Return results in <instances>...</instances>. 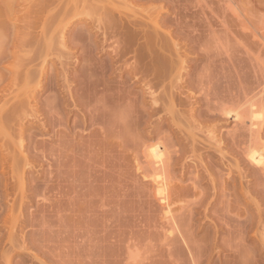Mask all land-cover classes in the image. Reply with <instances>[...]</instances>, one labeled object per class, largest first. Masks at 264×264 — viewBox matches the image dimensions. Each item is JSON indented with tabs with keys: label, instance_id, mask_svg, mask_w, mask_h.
Returning a JSON list of instances; mask_svg holds the SVG:
<instances>
[{
	"label": "bare ground",
	"instance_id": "bare-ground-1",
	"mask_svg": "<svg viewBox=\"0 0 264 264\" xmlns=\"http://www.w3.org/2000/svg\"><path fill=\"white\" fill-rule=\"evenodd\" d=\"M255 2L261 5L260 0ZM13 6L20 9L14 11ZM227 13L242 30L249 28L247 23L251 25L241 0H0V62L17 54L14 61L5 63L9 71H0V214L5 199V241L11 251L33 248L42 255L39 259L35 251L40 264H89L85 256L88 251L92 252L88 254L91 259L98 253L91 251V245L85 255L80 253L85 256L82 258L77 252L79 241L70 246L66 238L68 241L63 242L69 243L64 245L42 230L37 239L25 243V233L22 229L18 233L16 223L15 212H20L31 198L27 194L41 200L42 209H58L48 201L54 191L60 193L64 186L62 175L66 173L60 157L66 158L67 154L47 147L37 138L38 133L23 127V122L47 127L52 138H81L74 126L67 129L65 116L70 107H78L82 112L80 131L85 126L89 130L94 127L101 139L109 140L143 123L149 127V114H166L167 124L148 131L150 136H157V151L150 152L145 143L141 146L147 149L141 148L140 153L148 164L183 165L186 159H200V150L215 152L228 166L225 179L219 183L214 178L211 160L204 165L211 201H207L205 192L195 191V178H188L193 199L184 200L188 192L176 190L175 197L185 202L180 209L188 207L191 212L202 207L209 212L218 204L219 196L226 197L219 209L222 226L216 223L217 229L225 227L227 234V239L222 242L220 238L219 242L227 249L224 264H264V104L259 92H255L261 83L249 82L236 73L231 85V78L220 73L221 42L212 35V19L227 29ZM257 19L260 23L252 36L264 45V12ZM200 54L205 61L202 66L195 62ZM49 60L54 63L50 70L46 66ZM80 63L78 75H69ZM115 75L119 78L109 82ZM74 85L78 86L75 91ZM137 86L140 92L133 90ZM41 90L55 95L51 101H43L38 94ZM147 102L149 112L143 108ZM201 102L204 109L198 108ZM220 121L231 122L233 132L216 133ZM165 131L174 140L170 143L173 150L165 149L169 146ZM126 143L132 145L134 139L126 138ZM66 144L58 140L56 145ZM184 151L188 154L184 155ZM37 158L47 166L42 185L25 179L26 169L39 163ZM169 192L162 193L159 201L171 232L174 222ZM231 212L233 215H229ZM2 241L3 238L0 256L5 259ZM63 248H71V254L62 257V252H53ZM119 249L115 250L120 252L118 258L122 254ZM128 249L129 245H125ZM206 249L192 257L203 262ZM260 255L262 259H258ZM126 256L128 264L138 261L134 253Z\"/></svg>",
	"mask_w": 264,
	"mask_h": 264
},
{
	"label": "rangeland",
	"instance_id": "rangeland-1",
	"mask_svg": "<svg viewBox=\"0 0 264 264\" xmlns=\"http://www.w3.org/2000/svg\"><path fill=\"white\" fill-rule=\"evenodd\" d=\"M260 1L261 5L256 4L255 0H241V5L246 10L251 22V25L247 23L249 28L242 30L239 25L233 23V18L227 13L225 21L226 24L228 23V28H222L217 21L212 19L213 24H215L212 35L221 42L218 49L220 62L218 65L222 67L220 73L231 78L229 82L231 85L235 83L236 73L243 75L249 82L260 81L261 84L257 86L255 92H259L264 104V45L252 36L253 29L257 28L260 23L257 16L264 12V0ZM19 9V7L13 6L14 11ZM16 55L15 57H17ZM75 55L77 54L75 53L73 58ZM15 57L11 55L8 59L2 60L0 71L8 72L5 63L14 61ZM103 57L100 56V58ZM195 62L198 66L205 63L201 54L195 58ZM53 64L49 60L46 66L50 70L54 66ZM81 66L80 63L77 67L72 68L69 75H78ZM118 78L119 75H115L109 78V82L116 81ZM221 84L225 85L223 82ZM77 87L74 85L72 90L75 91ZM133 90L140 92L141 87H133ZM38 94L41 96V100L48 102L52 100L55 92L41 90ZM149 107V102L143 104V108L148 112ZM198 108L204 109L202 102ZM70 109L71 111L65 114L67 129L74 126V130L82 134L81 138L71 139L55 136L52 138V133L50 129H46L47 127L41 128L39 124L31 125L28 120L23 122V127L38 133L37 138L43 140L47 147L59 150L61 155L67 154L66 158L60 157V162L65 165L63 170L66 172L62 175L64 186H62L60 193L54 191L48 201L52 205H58L59 208L42 209L40 208L43 204H40L41 200L27 194V198H31L23 204L20 212H15L16 217L18 216L16 219L19 226L17 227L18 233L20 234L19 229H22V234L25 233V243L27 240L35 239L42 230L46 236L53 240L58 239L64 245L67 243L63 242L66 238L70 239L71 243L68 242L70 246L73 242L79 241L77 243L79 244V251L77 249L79 254L84 253L85 255L86 249L92 245L91 251L96 250L98 253L95 256L92 254L91 259V255L89 257L88 254L92 252L88 251L85 256H87L86 259H90L86 260L89 264H125L127 259L124 257H127L128 252L137 255L136 264H224L227 259V249L223 248L219 242L225 241L227 234L225 227L218 230L216 223L222 226V221L219 219L221 213L219 209L221 204L226 203L227 198L219 196L218 204H215L209 212H206L202 207L189 212L188 207L180 209V206L185 205V202L175 197L176 190L183 189L182 191L188 192V196L184 200L193 199L190 190L191 184L187 179L194 177L196 180L194 185L198 187L195 191L205 192L207 201H211V189L204 165L206 166L212 160V174L221 183L226 177L228 166L222 164L223 161L217 157L218 155L211 150H200L202 153L200 159H193L192 161L186 159L183 165L180 163L170 164L169 162H164L163 166H159L157 163L148 164L140 150L142 148V150L150 149V152L157 151L155 144L157 136H150L148 131L151 127L167 124L169 117L166 114L162 112L149 114V127L143 123L140 125L142 128L123 131L118 137L109 140L108 138L101 139L97 134L98 129H94V127L89 130L85 126L83 127L85 130L80 131L82 112L78 110V107L75 108L76 110L72 107ZM218 127L216 133L219 131L223 133L233 132L231 122L223 123L220 121ZM175 134L180 136L176 131ZM163 135L169 140V146H165V149L173 150L175 147H172L171 144L174 140L170 132L165 131ZM130 137L134 139L132 145L126 143V138ZM58 140L67 144L64 147L57 146ZM144 143L150 147L147 149L141 147ZM183 154L187 155L188 152L184 151ZM37 160L39 163L26 169L25 179L42 185L47 177V166L40 161V158L35 161L37 162ZM2 178L3 174L0 170V179ZM234 178L237 179L235 173ZM168 191H170V198L172 197L171 222H174V229L171 232L168 229V223L163 216L159 201L160 195ZM48 202L45 204L47 205ZM7 208L8 202L3 199V211L0 214V239L3 238L1 250L5 251V259L8 261L0 256V264H40L38 258L41 259L42 255L33 248H28L29 251L27 249L23 252L18 248L13 251L10 250L9 244L5 241L7 225L3 222L8 214ZM233 213L231 212L229 215H233ZM55 234L56 236H54ZM125 245H129L128 251L125 250ZM117 246L121 248L119 251H122L119 258L117 253L120 252L116 253L115 251L116 249L118 251ZM206 247V260L200 262L195 256L192 257V254H197L199 250ZM70 249L63 248L53 252L55 254L58 251L64 252V254H60L64 257L65 253L71 254L72 249ZM35 251L38 253L36 255V257L39 256L38 258L34 257ZM247 251L249 250L247 249ZM7 252L10 253L7 254ZM168 253L172 255L169 256ZM83 256L81 255L82 258ZM47 259L48 257L45 260L48 261ZM258 259H262V255L258 256Z\"/></svg>",
	"mask_w": 264,
	"mask_h": 264
}]
</instances>
